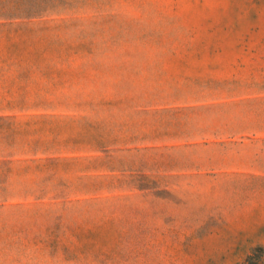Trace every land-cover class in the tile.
<instances>
[{
    "label": "rangeland",
    "instance_id": "rangeland-1",
    "mask_svg": "<svg viewBox=\"0 0 264 264\" xmlns=\"http://www.w3.org/2000/svg\"><path fill=\"white\" fill-rule=\"evenodd\" d=\"M0 264H264V0H0Z\"/></svg>",
    "mask_w": 264,
    "mask_h": 264
}]
</instances>
